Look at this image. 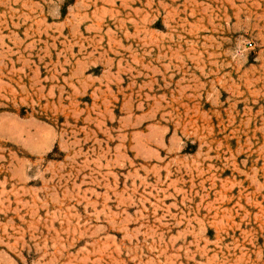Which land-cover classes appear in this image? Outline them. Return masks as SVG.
<instances>
[{
    "label": "rangeland",
    "instance_id": "1",
    "mask_svg": "<svg viewBox=\"0 0 264 264\" xmlns=\"http://www.w3.org/2000/svg\"><path fill=\"white\" fill-rule=\"evenodd\" d=\"M0 264H264V0H0Z\"/></svg>",
    "mask_w": 264,
    "mask_h": 264
}]
</instances>
